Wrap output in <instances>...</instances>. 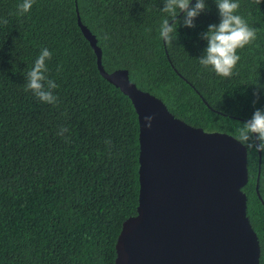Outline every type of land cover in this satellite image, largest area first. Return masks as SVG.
Here are the masks:
<instances>
[{
    "label": "trees",
    "instance_id": "trees-1",
    "mask_svg": "<svg viewBox=\"0 0 264 264\" xmlns=\"http://www.w3.org/2000/svg\"><path fill=\"white\" fill-rule=\"evenodd\" d=\"M21 2L0 0L8 20L0 24V264H114L120 226L137 206V120L129 100L99 76L76 13L104 71L126 70L174 118L236 139L240 124L264 109V93L253 96L264 86V0H239V14L258 32L239 50L231 78L198 61L207 47L201 34L220 22L215 0H206L194 28L177 17L173 44L159 37L163 0H36L19 16ZM43 47L53 54L47 75L57 84L56 106L25 91ZM246 172V217L264 264V207L254 191L258 172L264 206V153L258 164L246 148Z\"/></svg>",
    "mask_w": 264,
    "mask_h": 264
},
{
    "label": "water",
    "instance_id": "water-1",
    "mask_svg": "<svg viewBox=\"0 0 264 264\" xmlns=\"http://www.w3.org/2000/svg\"><path fill=\"white\" fill-rule=\"evenodd\" d=\"M76 25L99 76L129 100L137 120V206L120 226L114 264H259L241 191L246 148L230 135L174 118L159 99L137 89L126 70L104 71L95 37L77 13ZM146 116L154 117L151 127ZM257 178L258 172L254 191L264 207Z\"/></svg>",
    "mask_w": 264,
    "mask_h": 264
},
{
    "label": "clouds",
    "instance_id": "clouds-1",
    "mask_svg": "<svg viewBox=\"0 0 264 264\" xmlns=\"http://www.w3.org/2000/svg\"><path fill=\"white\" fill-rule=\"evenodd\" d=\"M36 0H22L17 7V15L23 16L30 12ZM258 3L261 0H257ZM220 22L210 24L208 30L201 34V38L207 41L204 54L198 59L199 64L204 69L211 68L215 74L222 78H231L241 56L239 50L253 44L257 39L258 30L249 25L248 21L239 14V0H215ZM192 0H163V7L160 9L163 14L159 22V37L166 44H173L178 38V27L181 21L177 19L183 14V26L194 28L195 20L207 11L206 0H196L194 6ZM8 20L0 18V24L6 25ZM52 52L43 47L36 58L33 66L26 73L25 91H31L42 103L56 106L59 97L54 94L57 88L55 80L49 79L47 73V61L52 59ZM59 71V68H58ZM257 91L253 92L256 100H259L264 93V86L256 85ZM255 102V101H254ZM146 124L151 127L154 119L146 116ZM68 129L61 127L58 135L63 136ZM236 139L241 145L249 150L264 153V109L254 111L251 119L244 122L236 129ZM110 144L111 141H105Z\"/></svg>",
    "mask_w": 264,
    "mask_h": 264
},
{
    "label": "rangeland",
    "instance_id": "rangeland-1",
    "mask_svg": "<svg viewBox=\"0 0 264 264\" xmlns=\"http://www.w3.org/2000/svg\"><path fill=\"white\" fill-rule=\"evenodd\" d=\"M89 31V30H88Z\"/></svg>",
    "mask_w": 264,
    "mask_h": 264
}]
</instances>
